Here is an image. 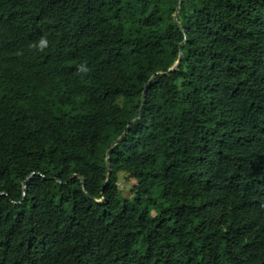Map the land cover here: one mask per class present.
Segmentation results:
<instances>
[{
  "label": "trees",
  "instance_id": "1",
  "mask_svg": "<svg viewBox=\"0 0 264 264\" xmlns=\"http://www.w3.org/2000/svg\"><path fill=\"white\" fill-rule=\"evenodd\" d=\"M178 1L0 0V264H264V0Z\"/></svg>",
  "mask_w": 264,
  "mask_h": 264
},
{
  "label": "rangeland",
  "instance_id": "2",
  "mask_svg": "<svg viewBox=\"0 0 264 264\" xmlns=\"http://www.w3.org/2000/svg\"><path fill=\"white\" fill-rule=\"evenodd\" d=\"M135 183L133 179L126 180L123 174H118V186L124 196L131 195V187Z\"/></svg>",
  "mask_w": 264,
  "mask_h": 264
},
{
  "label": "water",
  "instance_id": "3",
  "mask_svg": "<svg viewBox=\"0 0 264 264\" xmlns=\"http://www.w3.org/2000/svg\"><path fill=\"white\" fill-rule=\"evenodd\" d=\"M181 2H182V0H179L178 1V4H177V7H176V11H175V15H176V13H177V11H178V8H179V6H180V4H181ZM174 20H175V22H177L176 21V19L174 18ZM180 58H181V52L179 53V57H178V59H177V61L165 72V73H168V72H170V71H172V70H174L175 68H177V66H178V64H179V61H180ZM160 74H162V73H160ZM134 120V119H133ZM124 133H125V130H124V132L122 133V135H120L111 145H110V147L108 148V150H107V155H108V153H109V151H110V149L122 138V136L124 135ZM106 164H107V169H108V175H109V173H110V169H109V160H108V157H106Z\"/></svg>",
  "mask_w": 264,
  "mask_h": 264
},
{
  "label": "clouds",
  "instance_id": "4",
  "mask_svg": "<svg viewBox=\"0 0 264 264\" xmlns=\"http://www.w3.org/2000/svg\"><path fill=\"white\" fill-rule=\"evenodd\" d=\"M44 43H45V42L42 40V41H41V45L43 46V45H44Z\"/></svg>",
  "mask_w": 264,
  "mask_h": 264
}]
</instances>
